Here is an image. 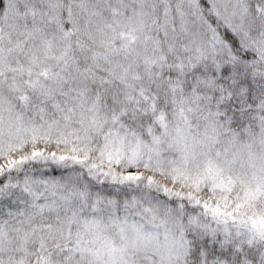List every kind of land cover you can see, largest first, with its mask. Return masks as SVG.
Returning <instances> with one entry per match:
<instances>
[{"label": "snow or ice", "instance_id": "snow-or-ice-1", "mask_svg": "<svg viewBox=\"0 0 264 264\" xmlns=\"http://www.w3.org/2000/svg\"><path fill=\"white\" fill-rule=\"evenodd\" d=\"M0 264H264V0H0Z\"/></svg>", "mask_w": 264, "mask_h": 264}]
</instances>
